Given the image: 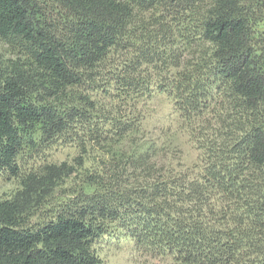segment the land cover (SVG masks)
Returning a JSON list of instances; mask_svg holds the SVG:
<instances>
[{
	"label": "trees",
	"instance_id": "trees-1",
	"mask_svg": "<svg viewBox=\"0 0 264 264\" xmlns=\"http://www.w3.org/2000/svg\"><path fill=\"white\" fill-rule=\"evenodd\" d=\"M0 38V174L20 178L0 264H99L115 233L172 264H264V0H0ZM154 93L192 127L191 165L137 148L65 188L66 163L21 175L24 149L130 136L121 104Z\"/></svg>",
	"mask_w": 264,
	"mask_h": 264
},
{
	"label": "rangeland",
	"instance_id": "rangeland-1",
	"mask_svg": "<svg viewBox=\"0 0 264 264\" xmlns=\"http://www.w3.org/2000/svg\"><path fill=\"white\" fill-rule=\"evenodd\" d=\"M15 56L12 48L0 38V63L10 61ZM97 97L104 104L112 101L102 92H98ZM127 104H121L124 108L119 111L118 116L129 119L127 113L136 114L137 128L130 136L121 140L114 139L103 145L87 144L85 149L62 142L42 149L38 146V151L24 149L18 157L21 175L40 165L66 163L72 168V173L60 182V186L65 188L77 180L83 168L96 166L107 152L110 155L113 151L124 150L130 153L137 148H148L151 162L178 169L191 165L197 159L198 151L192 139V127L183 120L166 94L154 93L143 102ZM19 181L20 178L0 174V199L12 196L19 187ZM93 249L99 258V264H172L167 257L152 255L140 249L133 240L121 233L101 236L94 242Z\"/></svg>",
	"mask_w": 264,
	"mask_h": 264
}]
</instances>
